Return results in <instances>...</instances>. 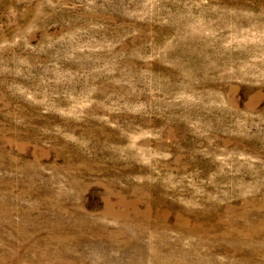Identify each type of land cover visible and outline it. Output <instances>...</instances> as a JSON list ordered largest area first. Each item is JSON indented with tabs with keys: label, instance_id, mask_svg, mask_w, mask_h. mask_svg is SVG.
Wrapping results in <instances>:
<instances>
[{
	"label": "rangeland",
	"instance_id": "374dc122",
	"mask_svg": "<svg viewBox=\"0 0 264 264\" xmlns=\"http://www.w3.org/2000/svg\"><path fill=\"white\" fill-rule=\"evenodd\" d=\"M0 264H264V0H0Z\"/></svg>",
	"mask_w": 264,
	"mask_h": 264
}]
</instances>
